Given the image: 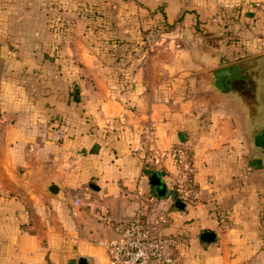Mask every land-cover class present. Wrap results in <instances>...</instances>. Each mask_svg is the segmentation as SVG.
<instances>
[{"label": "crops", "instance_id": "obj_1", "mask_svg": "<svg viewBox=\"0 0 264 264\" xmlns=\"http://www.w3.org/2000/svg\"><path fill=\"white\" fill-rule=\"evenodd\" d=\"M163 1L171 21L179 0H0V264H108L98 240L137 209L167 214L164 232L180 237L177 264H264V88L252 115L238 97L207 90L193 44L173 77H129L131 88L115 90L79 12L100 5L128 37L135 3ZM184 3L191 24L199 16ZM61 18L64 32L51 27ZM179 142L192 153L194 202L172 187Z\"/></svg>", "mask_w": 264, "mask_h": 264}, {"label": "rangeland", "instance_id": "obj_2", "mask_svg": "<svg viewBox=\"0 0 264 264\" xmlns=\"http://www.w3.org/2000/svg\"><path fill=\"white\" fill-rule=\"evenodd\" d=\"M165 3L163 1L158 6L163 9ZM174 6L179 13L169 23L157 18L159 7H136L127 19L134 26L131 32H126L128 37L114 31L116 28L119 30L124 22L109 24L100 16L88 18L87 26L94 34V46L103 56L101 59L109 65V75L115 78L117 84L115 90L117 87L119 91L131 88L129 77H156V81L160 77H173L178 71L176 57L182 52L188 54L193 44L202 51V69L198 70V74L204 77L203 85L207 90L209 72L223 61H252L254 64L250 69L254 71L253 76L260 77L259 88H264V0H185L184 12L195 11L199 16L195 28L179 17L181 0ZM110 7L115 8L111 4ZM59 23L61 27L68 26L66 18L59 19ZM181 25L191 27V31L181 33ZM107 31L115 36L107 38L103 35ZM222 47L232 49L230 56H226L227 52ZM210 51L211 54L206 57ZM216 55H221L223 61H215L213 57ZM186 57L190 65L191 61ZM184 69L189 70V67Z\"/></svg>", "mask_w": 264, "mask_h": 264}, {"label": "built area", "instance_id": "obj_3", "mask_svg": "<svg viewBox=\"0 0 264 264\" xmlns=\"http://www.w3.org/2000/svg\"><path fill=\"white\" fill-rule=\"evenodd\" d=\"M170 154L176 167L173 177L176 199L194 202L198 191L191 150L185 142H179L171 147ZM78 203L76 199L75 204ZM168 222L165 212L151 218L144 209H137L131 218L117 226L116 236L98 240L108 253V264H177L173 249L180 237L164 232Z\"/></svg>", "mask_w": 264, "mask_h": 264}, {"label": "water", "instance_id": "obj_4", "mask_svg": "<svg viewBox=\"0 0 264 264\" xmlns=\"http://www.w3.org/2000/svg\"><path fill=\"white\" fill-rule=\"evenodd\" d=\"M253 64L252 61H234L213 68L209 72L210 77H207V88L218 96L230 94L238 97L242 108L250 111L251 115L254 114L259 105L260 79L253 76L254 71L250 69ZM153 180L155 181V178ZM91 186L97 188L96 185L91 184ZM48 189L54 193L57 192L58 187L52 183Z\"/></svg>", "mask_w": 264, "mask_h": 264}, {"label": "trees", "instance_id": "obj_5", "mask_svg": "<svg viewBox=\"0 0 264 264\" xmlns=\"http://www.w3.org/2000/svg\"><path fill=\"white\" fill-rule=\"evenodd\" d=\"M137 5H138V7L140 8V9H144L145 7H147V8H156V7H159L158 8V15H157V18H159V20H162L163 22H167V23H169V22H172L174 19H172L171 21H169L168 19H167V14H166V8L164 7L163 9H162V7H160V6H156V7H151V6H149V5H147V4H144L143 2H139V3H136ZM161 4V3H160ZM56 12H58V13H63V10H66V8L65 7H63L62 6V4H61V6L60 5H58V4H56ZM80 13L83 11L84 12V15H86L87 16V18H89V17H93V16H104V14H103V12L101 11V6L100 5H97L96 3H88V2H85V3H82L81 5H80ZM157 11V9L155 10V12ZM97 13V14H96ZM155 14V13H154ZM180 18H182L181 17V13H180V16H179ZM161 18V19H160ZM59 21V20H58ZM57 21V22H58ZM197 23H198V20H196V21H194V23H191L193 26L192 27H197ZM60 24V23H59ZM59 24H57V23H55V24H52L51 25V27H52V29H61L62 28V30H63V32L65 31V29H66V27L63 25V27H61ZM110 24V23H109ZM109 24H106L105 23V25L106 26H109ZM166 24V23H165ZM263 200H261V202H260V207H259V213H260V218H261V221H262V223H263V225H264V194H263Z\"/></svg>", "mask_w": 264, "mask_h": 264}]
</instances>
